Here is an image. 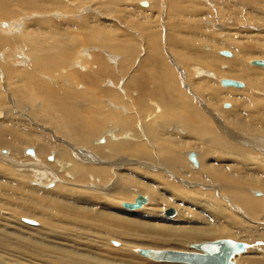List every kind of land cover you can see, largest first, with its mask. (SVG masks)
<instances>
[{"label":"rangeland","instance_id":"rangeland-1","mask_svg":"<svg viewBox=\"0 0 264 264\" xmlns=\"http://www.w3.org/2000/svg\"><path fill=\"white\" fill-rule=\"evenodd\" d=\"M174 1L175 0H0V114H2L0 116V126L5 128L6 126L3 125L9 124L10 126V124H13V127L18 130L25 127L23 131L29 133V135L34 138L41 136L53 144L60 145L56 140L66 138L57 133V128L55 129L53 124L49 123V125H47L48 122L44 120L45 116L42 113L46 101L41 96L43 92L48 93L46 88L54 89V91L57 89V92L60 89L61 94L58 92V98L56 97V99L58 102L62 99L60 102L62 104L64 103L63 112L65 114H70L67 116L71 119V128H78V131L84 134L87 133V139H89L90 142L89 147L93 146L97 140V143H100V147L104 146L105 141L104 139L100 140V137L104 135L106 130L108 132L105 134L106 137L112 138V135L109 133L114 130V135L120 140L118 143H115L118 149L114 151V156L110 157V159H112L109 160V157L105 156L110 162H105L106 160L104 157H102V159L104 158L103 160L100 159L102 161L101 166L110 165L111 163L116 165H110L113 171L112 176L114 177L111 179L112 182H116L115 180L119 178L120 174V181H123V176H129L132 179V181H124V185H122L123 189L121 187L117 192L118 195L121 193L119 195L120 199L124 200V202L133 203L136 199V192L143 196H147L149 199L148 205L141 210L128 211L123 209L122 206L120 208L115 206L117 210L115 215L133 221H140L148 225L150 224L151 226H193V220L186 218V216L188 214L195 216L205 213L202 203H190L177 198L172 199L169 203L153 200L151 189L161 186V181L159 180L161 178L163 179L166 177V180L170 179V182L172 181L175 185L181 186L180 191L183 190V193L186 191L185 188L192 190L199 189L201 192L212 190L217 199L227 198V195L223 197L221 191V193H219L218 189L221 190L219 187L220 185L209 187V185L200 183L199 180H193L194 177H192V173L198 170H195L192 161L189 160L190 153L187 152L196 153L198 155L203 153L200 152V148H189V146L191 147L189 143H192L193 147L196 146L195 141L198 137L197 135L201 136L198 141V143L202 142L200 145L203 144L207 149L209 148L208 151L210 150L209 152L211 153H214V150L216 151V149H218L220 152L218 150L216 152H219V155L223 158L209 160V164H230L228 159L225 158L223 154L224 149H222L223 147L218 141L221 136H223L222 139H227L226 143L229 144L228 146L237 150V155L240 154L241 159L239 156H236L234 157L235 161L239 159L238 162L241 160V162L253 164L250 160L246 162L244 160L242 161L241 155L245 152V148L242 149L239 146L241 141L235 139L237 138L236 135L240 134L241 130L239 128L240 131H238L237 128L233 129V137H230L227 131L220 125L223 124V120L229 122V120H232L231 118L233 116H240L241 112L244 116V118L240 117V119H242L241 122H246L254 128H261L262 126L256 118H264L263 90H260L258 95H254L257 101H252L250 105L249 100L244 99L249 105L246 109L237 108L235 112H230L229 110H231V108V111L234 109V101L228 97L229 94L234 93V91H229V88L223 87L221 82H217L216 79L214 80L213 78L212 80L210 79L211 77L208 78L204 76L207 79L192 78L190 80L189 86L190 88H194L193 93V91L187 87L185 70L182 68V66L187 68L194 66V64L205 68V64L207 66V71L217 72L219 70H224V66L223 68L221 66L222 64H226V59L234 58V62H240L239 58L244 56L241 52L221 50V52L227 51L233 54L232 58H229L220 53H216L212 48H216L217 45L225 46L223 42H221L222 38L220 35L229 33L232 34V36L236 35L238 39H243V41L264 38V0L263 2L262 0H253V2L252 0H179L180 5L177 9L173 5ZM141 2H147L149 7L145 8L140 6ZM12 29L13 31L11 32ZM36 38L39 40H36ZM155 40L157 44H155L157 60L153 61L152 59L155 57V52L153 51L152 41ZM31 41H39V43L43 45L41 53L35 51L34 44L31 43ZM247 48V46H243V50L241 49L242 52L246 51L245 49ZM20 54L26 56V67L18 64V62L22 60L20 59ZM185 54H188L190 58L191 56L194 59L196 57L199 58L197 61L192 60L186 63L184 58H187V56L185 57ZM40 55L47 58H45L46 62L43 64L42 68L34 67L36 59L39 58ZM247 57L248 56H246V61L244 63L247 68L263 70V68L252 66L249 60L264 61V58L251 57L247 59ZM75 62H78L77 66H73ZM140 62L142 63L141 65H143L142 67L140 66ZM160 65L176 73L178 76V79H176L177 77L175 78L177 87H179V80L180 85L182 84L180 88L177 89H180L181 92L176 89L172 91L164 87L169 83V80L160 74L162 70ZM212 66H214V69L211 68ZM63 70H65V73H61ZM30 71L35 73L33 81H30L32 78L28 75ZM193 71L194 70H192V72ZM193 73L192 75H195V78H197L196 75L198 74L196 71ZM224 80H235L242 82L245 86L247 85L245 79L224 78ZM203 81H209L212 90L215 88L217 93L209 96L210 92H207L208 95L206 96L202 91V85L206 86L205 83L201 84ZM38 82L40 83L38 84ZM95 82L98 83L97 87L94 86ZM197 83L200 84L197 85ZM244 88L233 89L244 90ZM34 90L37 92L38 98L31 99L30 95L34 93ZM57 101H55V104L61 105V103H57ZM70 104H72V106H70ZM225 104H230V108L226 109ZM253 104L255 106L257 105V107L251 108ZM188 108H190L191 111ZM33 109H36V113ZM159 111L161 112L159 113ZM219 112H221V114ZM112 114L114 115L113 122L116 121L115 126H111L110 124L112 122L110 120ZM169 114H172V116ZM211 114L219 117L221 122L215 120L213 117L211 118ZM167 115L168 118L166 117ZM97 119L101 121L102 124L97 121ZM158 121H160V123ZM167 122L168 124L166 125ZM78 125H80V127H78ZM163 125L164 127H162ZM196 126L198 129L195 131L194 128ZM156 127L158 128L157 132L155 131V129H157ZM28 129L30 131H28ZM205 130L208 131L209 134H207ZM197 131L199 134L195 133ZM215 131L217 132L215 133ZM93 132L95 133L93 134ZM217 133L218 139L216 138ZM191 134L194 135L191 136ZM242 134L244 136L248 134V136L252 137L255 135L252 133ZM214 135L216 136L212 143L211 139H213ZM72 136L73 135H70V138H72ZM92 137L94 139H91ZM9 138L11 140L12 135H10ZM204 139L207 140L205 141L206 143H204ZM66 141V143L70 144L69 140L66 139ZM74 142L73 140L72 144ZM74 144H70L72 146V151H74V153L76 152L80 158L81 156L78 152L81 153V151H83L82 153L85 152L90 155H98L91 149L96 150V148L99 147L95 148V146H93L94 148H89L87 144L81 146L77 142L75 145ZM77 144L78 146H76ZM187 144L189 146H187ZM25 146L26 147L22 145L24 149L21 148L20 154L16 153L14 155L15 158H12L14 161L20 158L16 161L17 163L22 158L23 161L21 160L19 162L20 169L14 165V168H11L12 166L10 167L7 161H0V163H3V166L6 162V165L9 166H4L6 168L4 169L0 164V187L2 186V189L6 190V188H9L13 193H21L18 190L19 188L14 184L15 179H12V176L7 174H12L16 168V170H21L22 165L23 169L33 167L32 164L30 165L32 162L27 161V158L29 157L30 159L31 156L29 154L26 155L25 150H35L36 147ZM169 146V149L175 152V154H179L183 160V176L178 174L179 177H177V173L175 174L173 171H170L171 169L165 167V163L169 160V151L167 150ZM164 147H166V149H164ZM103 148H105L103 151H107V146L101 149ZM0 151L1 155L5 156L10 149L6 147L0 149ZM76 153L75 156H77ZM17 154H19V157ZM170 155L172 154L170 153ZM252 155L254 156L256 154ZM53 158L55 159L54 153L48 158L47 162L53 163ZM78 159L75 158L76 161H78ZM86 159L89 161V165L93 164L90 162L91 159L87 157ZM41 162L46 164L42 160ZM257 163L258 165L260 164V169L264 173V163ZM200 164L202 165L201 161ZM189 165L193 168L191 167L190 169ZM8 168L12 170L9 171ZM180 177L187 182L195 184L192 186V184L184 182ZM29 185L35 184L34 182H30ZM141 186L145 189H141ZM37 188L44 191L41 185H37ZM250 188H253V186ZM86 189L88 191V187H83V190ZM253 189L256 191L254 195L259 196L258 199L261 198L263 195V193H261V191H263L261 187L257 186V188L254 187ZM253 189L250 191H254ZM247 190H249V187ZM247 190H244L246 192L243 191L242 193H249ZM45 191L47 190L45 189ZM103 191H110L107 195L114 192L113 188H107ZM158 192L163 194L164 190L159 189ZM182 192H180L178 196H180ZM231 197L229 196L228 199ZM198 198L200 199L202 197ZM232 201L235 202L233 199ZM3 202L7 205L5 206L6 209L10 208V203L18 204L17 200L12 198V195L7 196L5 194L3 195ZM99 205L103 206L100 203ZM231 206L232 205L228 203L226 205V208H228V215L237 213L234 209L235 206ZM168 208H174L177 211V216L174 217V219L165 216L164 211ZM261 214L264 215V213ZM240 216L242 215L240 214ZM242 218L246 220V223L251 222L254 225L257 224L256 220L252 218L251 221L247 218L245 219L243 216ZM26 219L33 221L37 225L36 228L39 227L40 222L27 215L20 221V224L23 222L22 224L24 226H28L25 222ZM87 235L89 237L80 242L83 246V251H103V243L101 244L95 241L97 238H100V236L97 237L96 234L89 235V232H87ZM219 239H232L238 242H246V244L248 243L250 246L248 248L249 253L253 245L257 247V249H255L256 251L253 249L254 253H259V245L256 242H247L241 238L222 236L205 241L208 242ZM107 241L108 246L113 248L122 245V240L120 239L111 237L107 239ZM193 243L194 242L177 244L171 241L162 247H150L163 248L159 250L185 252L191 251L190 248ZM86 244L90 245L87 247ZM79 250L82 251V248H79ZM131 252H129V255L134 259L151 261L150 263L155 262L136 255L135 251L133 255ZM246 252H248V250ZM246 254L248 253L244 255ZM238 257L239 256H237V258ZM14 259H16V256L4 254L0 257V264H20L18 260ZM148 262L144 261V263L140 262V264H150ZM43 263L46 264V262ZM235 263H237V261H235Z\"/></svg>","mask_w":264,"mask_h":264},{"label":"bare ground","instance_id":"bare-ground-1","mask_svg":"<svg viewBox=\"0 0 264 264\" xmlns=\"http://www.w3.org/2000/svg\"><path fill=\"white\" fill-rule=\"evenodd\" d=\"M141 3H140V6H142ZM173 5L177 9L178 6L180 5V1L175 0L173 2ZM173 5H172V8H173ZM142 7L148 8L149 4L148 6H142ZM12 31L13 29L11 30V32ZM229 34L220 35L222 38L221 42H223L225 46L217 45L219 47L216 46V48H212V49L216 53H220V54H222L221 50L239 51L241 52V54H244V56H241L239 58L240 62H234L233 60L234 58L226 59L225 60L226 64H222L221 66L222 68L224 66V70H221V71L219 70L217 72L207 71L206 70L207 66L205 64H204L205 68L195 65V64L194 66H190L187 68L186 67L184 68L182 66V68L185 70V75L187 78L186 84H187V87L189 88H190L189 83L192 78L193 79H199V78L207 79L204 76H207L208 78L211 77L210 79L212 80L213 78L214 80L216 79L217 82L219 83L221 82L222 86H223L222 82L224 81V78L225 79L240 78L242 80L245 79V81L247 82L246 83L247 85L245 86L244 84L243 86V88L245 87L244 90L233 89V88H236L233 86H230V87L223 86L225 88H229V91H234V93L229 94L228 98H231V100L234 101V109L233 111H231L232 110L231 108V110L229 111L235 112L237 108L246 109V107L249 106L252 103V101L256 102L257 98L254 95H258L260 90L264 91V67H260V68H263V70L262 69L260 70L257 68L250 69V68H247L244 64L246 61V56H248L247 59L251 57L264 58V38L252 39V41L250 40L243 41V39L242 40L238 39L236 35L232 36V34H230L229 36ZM37 39L38 38H36V40ZM31 43L34 44L35 51H37L38 53L42 52L43 45L39 43V41H36V42L31 41ZM155 44H156V40L152 41L153 51L155 52V57L152 59L153 61L157 60V55H156L157 50H156ZM243 46H247L248 48L245 49L246 51L242 52ZM252 46H255V47H252ZM186 56L187 58H184L186 63L191 62L192 60L197 61L199 58V57H196L194 59L192 56L190 58L188 54H185V57ZM20 57H21L20 59L22 60L19 61L18 64L19 65L21 64V66L26 67L27 66L25 64L26 56L24 54H20ZM45 58L46 57H42V55H40L39 58L36 59V63L34 64V67L42 68L43 64H45L46 59H47ZM229 58H232V56ZM253 61H254L253 59H250L249 63L252 65ZM77 64L78 62H75V65L73 66H77ZM141 64L142 63L140 62V66L142 67L143 65ZM256 67H259V66H256ZM161 68L162 70L160 74H162V76H164L166 79L169 80V83H167L164 87H166V89H171L172 91L173 89H176L181 92V90L177 88H180L182 84L180 85V80L179 81L177 80L179 84V87H177L175 78L177 77L176 79H178V76L173 71V69L172 71L174 73L171 72L166 67L165 68L161 67ZM211 68L214 69V66H212ZM192 70L196 71V73L198 74L196 75L197 78H195V75L194 76L192 75V73L194 72V71L192 72ZM61 73H65V70H63ZM34 74L35 73L33 71H30L28 73L30 78H32V80L30 81H33V78L35 77ZM39 83L40 82H38V84ZM203 83H205L206 86L202 85V91L204 94H206V96L208 95L207 92H210L209 96L214 95V93H217L215 88L214 90H212V87L209 81H203L201 84ZM199 84L200 83H197V85ZM97 85L98 83L95 82L94 86L97 87ZM243 88H237V89H243ZM190 89L194 93V88H190ZM46 91H48V93L43 92L42 94L41 93L40 94L42 98H44V100L46 101L44 103L45 106L43 108L44 110L42 114L45 116L44 120L48 122L47 125H49V123L53 124L55 126V129L57 128L56 129L57 133L60 134L61 136H64L67 140H69L71 145H73L74 143L76 144L77 142L81 146H85L83 144H87V146L89 147L90 142H89V139H87L88 138L87 133L84 134L83 132L78 131L77 130L78 128L77 129L71 128L72 122H71V119L68 118L67 116L70 114H65L63 112L64 103L62 104L60 102L62 100L60 97L59 98L61 100L59 102L57 101L56 97L58 98V92L59 93L61 92L60 89L57 92V89L54 91V89L46 88ZM30 97L31 99L38 98L37 92H35L34 90V93L31 94ZM244 99L249 100V105L244 101ZM55 101H57V103H61V105L55 104ZM228 105L229 107L226 108V104H225L226 109L230 108V104ZM70 106H72V104H70ZM252 107H257V105L255 106L253 104L251 105V108ZM188 109L191 111L190 108ZM35 110L36 109H33L34 112ZM160 112L161 111H159V113ZM219 113L221 114V112ZM227 114L230 115L229 113ZM1 115L2 114H0V116ZM211 115H212L211 118L213 117L215 120L217 121L219 120V122H221L219 117H216L213 114ZM113 116L114 115L112 114L111 119L109 118L112 121L110 123L111 126L116 125V121L113 122L114 121ZM170 116H172V114ZM166 117L168 118V115ZM233 117L231 118L232 120H229V122L223 120V124H221L220 126L225 131H227L230 137H233V133H234L233 129L237 128L238 131L241 130L240 134H237L236 135L237 138L235 139L241 141V144L239 146L242 149L245 148L244 150L245 152L243 153V155H241L242 161L244 160L246 162L250 160L253 162V164L244 163V162H241V160L238 162L239 160L238 158H237L238 160L236 159L237 161H235L234 157L236 156L240 157V154L237 155L238 154L236 153L237 150L228 146L229 144L226 143L227 139L226 140L222 139L223 136L219 137L218 139V133H217L216 138L218 139L220 145L223 147L222 149H224L223 154L225 158L228 159L230 163L229 165L208 163L209 160L211 161L214 158L215 159H223V158L219 155L220 151L218 149H216V151L218 150L219 152H216L214 150V153H211L209 152L210 150L208 151L209 148L207 149L205 146H203V144L200 145L202 142L198 143L199 138H201V136L197 135L199 134L198 131L195 132L197 133L196 135L198 136L197 137L198 140L197 139L196 141L194 140L196 146L193 147L192 143H189L191 144V147H190L187 144L189 148H200L199 149L200 152H203L202 154H199V155L196 153L187 152V153H190V155L195 154L196 159H197V163L192 162L195 167V170H198L192 173V177H194L193 180H199L200 183L209 185V187L210 186L216 187L220 185L219 187L221 188V190L218 189L219 193L222 192L223 197L227 195V198L225 197L224 199H217L216 196L214 195L215 193L211 189H210L211 191H208V192H201L199 189L192 190V189L185 188L186 191L185 193H183L182 192L183 190L180 191L181 186L179 187V185H175V183H172V181L170 182L169 181L170 179L166 180V177H164L163 179L162 178L159 179L161 181L160 187L151 189L153 200H156V201H160L163 203H169L172 199L177 198V199H181L182 201H187L190 203H202L204 205L205 213L203 215L197 214L195 216H192L191 214H188L186 216V218L193 220V226H177V227H173V226L170 227L168 225L166 226L152 225L151 226L150 224L148 225L140 221H133V220L121 218L118 215H115V213H117L115 206L117 208H120L122 206L123 209H126L128 211L141 210L143 207L148 205L149 199L147 196H143L133 190L134 192H136V199L138 198V196L141 195L146 198L147 202L137 209L130 210V209L125 208L123 204L130 203V202H124V200L120 199L119 195L121 193H119L118 195L117 192L121 189L122 185H124V181H132V179L129 176L127 177L123 176V181L122 180L120 181L119 180V178L121 177V174H120L119 178L115 180L116 182H112L111 179L114 178L112 176L113 171L111 170V166H110L112 163L110 165L101 166L102 161L100 159H102V157L105 158V156H108L109 160H111L112 158L110 159V157H113L114 151L118 149L115 143H118L120 140L118 139V137L114 135L115 133L114 130L111 129L112 131L109 133L110 135H112V138L106 137L105 134L108 133L106 130L107 128L104 129L106 130L104 135L100 137V140L104 139L105 141L104 146H107V151L106 150L103 151L105 148L101 149L104 146L100 147L99 145L100 143L98 144L97 143L98 140H97L95 141L93 146H95V148L96 147H99V148H96V150H93V149L91 150L98 155L97 156H95L94 154L90 155L85 152H84L85 153L84 155V153H82L83 151H81V153L78 152L81 156L80 158L78 157V154L76 152L75 153L77 156H75L74 151H72V146L69 143H66L67 142L66 139L56 140V142L60 144V145H56V144H53L52 142L47 141L41 136L38 138L36 137L34 138L33 136L29 135V133H25L23 131L25 127L24 128L22 127L23 129L18 130L15 127H13V124L12 125L10 124V126L9 124L3 125V126H6L5 128L0 126V149L6 148V147L10 149V151H8V154H6L7 156L6 155L3 156L0 153V161L1 162L7 161L10 164V167L12 166L11 168H14V166L18 168L20 167L19 162L22 160V158L21 160L18 161V163L16 161L20 158H18L16 161H14V159L12 158L14 157L16 153L20 154L22 145L24 147H26L25 145L36 147L35 150L32 149L33 155L29 154L31 156L30 159L29 157L28 158L26 157L28 159L27 160L28 162H32L30 163V165L31 164L33 165L32 168L23 169L22 167L23 163L21 162L22 163L21 170H16L17 169L16 168L14 169L12 174L11 173L7 174L9 176H12V179H15L14 184L19 188L18 190L21 193H13L11 190H9V188H6L5 190L1 188L2 186L0 187V257L4 254L14 255V257L16 256V259L14 260H18L20 264H44L43 262H46V264H140V262H143V263L144 261L148 262L143 259H134L130 257L129 252L132 251L131 253L133 255L135 251L136 255L142 256L152 261H155L152 263H150L151 261L148 262L150 264H161V263L163 264H188V263H181V262H174V261H167V260H164V261L154 260V259L141 255L140 251L141 250L172 251V250H159L163 248H151L150 246L162 247V246L167 245L171 241L177 244L194 242L192 244L193 246L194 244L207 243V241L205 240H208V239L219 238V237L224 236V237L241 238L247 242H256L259 245V253L258 252L254 253L253 249L255 250L257 249V247H254L253 245L251 246L253 248H251L252 250L250 253H249V249H247L248 252H246L247 251L246 250L244 253L236 255L233 258L234 264H264V244H263L264 242V215L261 214V213H264V177H262L264 176V173L260 169L261 168L260 164L258 165L257 163V162L264 163V154H263L264 153V118L258 119L255 117L257 121L259 120L262 126L261 128H258V127L254 128L246 122L245 123L241 122L242 119H240V117L244 118L242 112L240 116L236 115L234 118ZM98 119L97 121H99ZM118 121H119V118H118ZM160 121L158 122L160 123ZM99 122L101 123V121ZM167 124L168 122L166 123V125ZM164 125L162 127H164ZM78 127H80V125H78ZM108 128H111V127H108ZM194 129L196 131L198 127L196 126ZM157 130L158 128L155 129L156 132ZM28 131L30 130L28 129ZM206 132L207 134H209L208 131ZM216 132L217 131H215V133ZM94 133L95 132H93V134ZM242 133H250V134L252 133L255 135L254 137L248 136V134L247 136H244ZM194 134H191V136H193ZM10 135H12L11 140L9 138ZM70 135H73L72 138H70ZM204 135H205V132H204ZM215 136L216 135H214L213 139H211L212 143H213ZM93 137L91 139H94ZM72 139L75 141L73 144H72V141H73ZM205 139H204V143H206L205 141H207ZM208 141H209V138H208ZM78 144L76 146H78ZM93 146H90V147H93ZM169 148L170 146L167 149L169 151L168 152L169 160L167 159L168 161L165 163V167L167 169H171L170 171H173V173L175 174L177 173V177H179V175L183 176L184 175L183 160L179 154L177 153L175 154V152H172L171 149ZM185 148H188V147H185ZM164 149H166V147H164ZM27 151L28 150L26 149L25 150L26 155H28L26 153ZM53 153L55 157V159L53 158L54 162L48 163L47 160L51 155H53ZM170 153L172 155H170ZM19 154H17L18 157H19ZM252 154H256V155L253 156ZM190 155H189V160H190ZM148 156H149V153H148ZM86 157L91 159L90 162L93 163L92 165H89L90 163L86 159ZM75 158L77 159L79 158L78 161H76ZM253 159L255 162L253 161ZM41 160L45 162L46 164L42 163ZM105 160H106L105 162L107 163L110 162L107 160V158H105ZM200 161L202 162V165L200 164ZM7 162L4 163L5 167H9L6 165ZM24 163H27V162H24ZM0 164L2 167L3 163H0ZM199 164H200V167H199ZM112 165L116 166L115 164H112ZM4 166L3 168L6 169ZM189 167L191 169L192 166L189 165ZM180 178L183 179L182 177ZM231 179H232V182H231ZM30 182H34L35 185L30 186L29 185ZM184 182L188 184H192V186L193 184H195V183L187 182L186 180H184ZM37 185L43 186L44 191L42 189H38ZM231 186L233 189L231 188ZM251 186H253V188L254 187L257 188V186L261 187V190H263L261 191V193H263L261 198L258 199L259 196L254 195L256 191L255 189L250 188ZM83 187H88V191L87 189L83 190ZM248 187H249V190H247ZM107 188H113L114 192L107 195V193H110V191L109 192L103 191V190H106ZM234 188L236 189V191ZM45 189L47 191H45ZM141 189H145V188L142 187ZM159 189L164 190V193L160 194L158 192ZM251 189H253L254 191H250ZM244 190H247V192L249 193H242ZM179 191L182 192L180 196H178L180 194ZM3 193L7 196L12 195V198H15L18 204H14L15 203L14 201V203H10V208L6 209L5 206L7 205L6 203L3 202V195H4ZM229 196L230 197L232 196L231 198L235 202H233L231 198L228 199ZM198 197H202V198L199 199ZM136 199L135 201L133 200L134 202L133 201L131 202L136 203ZM99 203L102 204L103 206L99 205ZM227 203L232 206L235 203L234 205L235 207L234 206L233 207L235 211H237V213L239 214L233 213V215H230V214L228 215V210H227L228 208H226ZM236 204H239V205L241 204V205L239 206ZM165 211H164V214H165ZM259 211H263V212H259ZM240 214L243 217H245V219L247 218L249 221H251V218L256 220L257 224L254 225L251 222L246 223V220H244L242 216H240ZM25 215L30 216L31 218L37 219L40 222L39 227L36 228L37 225L33 221H30L27 219L25 220V222H26V225L28 224V226H24L22 224L23 222H21L22 224L21 225L20 221L23 220ZM176 216H177V211L174 217ZM17 217H20V218H17ZM174 217H168V218L174 219ZM87 232H89V235L96 234L97 237L100 236L101 239L97 238V240L95 241L100 242L101 244L103 243L102 244V246H104L103 251L101 252H94L95 250L94 251L91 250L90 252L83 251V246L82 244H80V242H82L84 239H87V237H89L87 235ZM111 237L122 240V245L119 244L121 246H118L117 248L108 246L107 239ZM260 240H263V241H260ZM208 242H214V240H211ZM235 242H238V241H235ZM86 245L88 247L90 244H86ZM192 246L190 248L191 251H185V252H191V253L197 252L201 254L204 253L203 251L198 250L197 248H193ZM79 248H82V251H80ZM176 252H182V251H176ZM245 253H248V254L244 255ZM237 256L239 257L237 258ZM4 261H7V260H4ZM235 261H237V263H235Z\"/></svg>","mask_w":264,"mask_h":264},{"label":"water","instance_id":"water-1","mask_svg":"<svg viewBox=\"0 0 264 264\" xmlns=\"http://www.w3.org/2000/svg\"><path fill=\"white\" fill-rule=\"evenodd\" d=\"M142 6H148L147 2H142ZM226 57H231L230 52H222ZM252 65L264 67L263 60H254ZM223 86L226 87H236L243 88L244 84L235 80H224L222 82ZM229 105L226 104V108ZM27 154L33 155L32 150H28ZM190 160L197 163L196 155L191 154ZM147 202L146 198L143 196H138L136 203H124L123 206L127 209L133 210L140 208L143 204ZM176 211L174 208H169L165 211V216L174 217ZM193 248L203 251L204 253H191V252H176V251H154V250H141L140 254L158 261H174L188 264H234L233 258L236 255L244 253L249 245L243 242H235L231 239H219L214 242L194 244Z\"/></svg>","mask_w":264,"mask_h":264}]
</instances>
